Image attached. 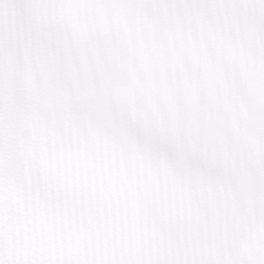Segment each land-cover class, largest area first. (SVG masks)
Wrapping results in <instances>:
<instances>
[{
	"label": "clouds",
	"instance_id": "9594fccd",
	"mask_svg": "<svg viewBox=\"0 0 264 264\" xmlns=\"http://www.w3.org/2000/svg\"><path fill=\"white\" fill-rule=\"evenodd\" d=\"M0 264H264V0H0Z\"/></svg>",
	"mask_w": 264,
	"mask_h": 264
}]
</instances>
